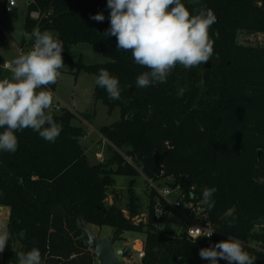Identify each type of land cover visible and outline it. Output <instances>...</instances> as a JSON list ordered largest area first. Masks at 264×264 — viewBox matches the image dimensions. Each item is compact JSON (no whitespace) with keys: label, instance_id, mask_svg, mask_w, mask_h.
<instances>
[{"label":"trees","instance_id":"1","mask_svg":"<svg viewBox=\"0 0 264 264\" xmlns=\"http://www.w3.org/2000/svg\"><path fill=\"white\" fill-rule=\"evenodd\" d=\"M181 2L193 15L203 7L216 16L209 29L214 41L209 68L207 63L191 69L177 64L165 83L146 88L137 87L136 78L148 69L134 62L131 51L117 49L116 37L104 35L110 27L107 0H32L28 5L21 47H33L34 38L26 39L24 33L39 28L55 31L64 45L97 48L107 63L86 66L62 52L64 65L74 74L82 71L97 78L105 69L118 78V100L109 99L97 84L93 98L109 115L118 109L119 120L98 129L109 154L93 165L79 143L85 131L72 125L77 116L66 109L51 111L62 125L54 143L31 128L14 133L16 152L0 151V207L9 209L10 234L0 264H18L16 252L34 247L44 264H96L79 221L86 227L112 228L114 243L124 232L144 234L139 264H209L199 250L229 236L256 257L255 264H264V223L256 224L264 222V48L236 43L239 32L264 34V0ZM5 4L0 0V26L7 19ZM32 13L38 19H31ZM96 13L105 20L90 19ZM56 83L48 86L52 92ZM90 116L81 118L90 121ZM116 176L129 179L127 217L115 203L106 202ZM140 177L178 187L186 202H202L200 222L214 230L212 240L158 231L153 211L158 195L151 188L145 222L135 223L141 214L134 189ZM206 187L217 189L211 211L203 202ZM158 200L167 211L166 202ZM229 208L234 220L224 215Z\"/></svg>","mask_w":264,"mask_h":264},{"label":"clouds","instance_id":"2","mask_svg":"<svg viewBox=\"0 0 264 264\" xmlns=\"http://www.w3.org/2000/svg\"><path fill=\"white\" fill-rule=\"evenodd\" d=\"M110 9V27L104 35L116 37L117 49L131 51L134 62L145 67L136 78V86L146 88L165 83L177 64L191 69L206 64L213 55L214 41L209 36L210 27L216 16L210 8H199L191 14L181 0H107ZM90 19L103 22V13H96ZM26 39H33L30 51L21 53L5 67L11 77L0 79V151L15 153L18 147L17 131L31 128L48 142H55L62 130L51 114L53 92L48 88L61 76L64 67L63 42L49 31L34 28ZM219 37V33H216ZM96 84L106 90L109 99L120 98L119 80L109 71L100 69ZM215 187L204 188L203 202L209 211L215 205L212 199ZM226 217L234 216L229 208ZM198 239L211 238L214 230L201 235L196 228ZM10 234L0 231V253L8 245ZM201 259L209 264H255L256 257L244 250L239 239L231 236L207 248L199 250ZM18 264H44L38 248L16 252Z\"/></svg>","mask_w":264,"mask_h":264},{"label":"rangeland","instance_id":"3","mask_svg":"<svg viewBox=\"0 0 264 264\" xmlns=\"http://www.w3.org/2000/svg\"><path fill=\"white\" fill-rule=\"evenodd\" d=\"M14 1L16 6L13 8L12 12L7 15L8 18L4 21L3 25L0 26V30L4 36V38L0 40V58L3 63H10L18 56L17 50L21 47L27 7L32 0ZM49 32L52 33L53 36H58L55 31ZM236 43L241 46L261 49L264 48V34L239 32L236 37ZM22 49L24 52L26 51L25 47H22ZM63 52L70 57L73 62L81 61V63L86 66L104 64L108 61L101 56L97 48L88 44L73 46L64 45ZM60 72L61 76L58 78L56 87L53 91L54 98L52 103V105H55L58 104L59 101L60 105L57 110L52 108V112L59 114L63 109H66L79 118H81V115L90 114V121L81 118L86 124H81L82 121L76 119L72 125L81 127L85 131V136L79 140V143L90 164L96 159L95 154L100 152L102 160L104 161L109 154L107 153L108 143L102 140L98 134V129L117 122L119 120V111L116 109L109 115L107 113V108L102 103L94 101L93 93L96 78L93 75H89L82 71L74 74L75 71H71L70 68L65 65L60 69ZM6 77L10 78L11 73L0 68V79ZM181 93L182 91L180 94ZM114 180L118 188L113 189V186L108 191L107 201L111 200L112 203H115V205L122 210L123 215L127 217L125 209L128 200L127 184L129 179L116 176ZM167 182H169V180H167ZM165 183V181L160 182V187L165 188ZM149 184L150 183L146 181L144 177H140L137 179L134 186L135 193L141 204V214L134 218L135 223L145 222L148 205L147 193L150 189ZM176 195V192H172L170 200L174 201ZM7 219L8 216L5 220L4 214L0 211V231H6ZM186 227L187 224L184 223L182 217L176 211L172 210L164 216L157 229L162 233L183 234ZM87 228L101 240L107 239L113 235V229L109 227H100L101 229H97L95 226H87ZM121 238V240L115 242L114 248L132 253L133 261L137 262L135 253L131 250L136 240H144V234L124 232ZM135 248V250H140L142 247L140 244H137ZM119 259L121 260V257H119ZM96 264H98V262ZM224 264H228V262L225 261Z\"/></svg>","mask_w":264,"mask_h":264},{"label":"built area","instance_id":"4","mask_svg":"<svg viewBox=\"0 0 264 264\" xmlns=\"http://www.w3.org/2000/svg\"><path fill=\"white\" fill-rule=\"evenodd\" d=\"M15 6H16V4H15L14 0H6L5 9H4L5 13L7 15L10 14ZM30 18L33 20H36V19H38V14L32 13L30 15ZM30 50H26L24 52V50L22 48H19L17 50V52H18V55H20L21 53H27ZM6 64H8V63H0V68L10 70V69L5 67ZM59 105L60 104L52 105L50 110L52 111V108L54 110H57L59 108ZM96 157H98L99 159H102V157L100 155L99 156L96 155ZM149 183H150L149 184L150 188L156 191L158 198H161L162 200H164L168 206L167 211H164L161 202L158 200V198L156 199L154 207H153V211H154L155 223H156L157 228L160 225L164 216L168 212L174 210L177 213H179V215L182 217L184 223L187 224V227L184 231V234L190 240H192V241L196 240V237H197L196 228L201 229V232H200L201 235H205L207 233V231H212V228L208 224H202L200 222V214L203 211V203L202 202H196V203H193L192 201L186 202L185 196L183 195V193L181 192V190L178 187L176 189H171L170 187H167V186H165V188H161L157 184H153L151 182H149ZM172 192L177 193L174 201L170 200V196H171ZM177 235H179V234H177ZM213 235H214V233H213ZM213 235L211 236V238L201 236L198 239L202 238V239H205L206 241L210 242L212 240ZM134 253H135V259L138 262H140V260L143 258V255H144L143 247L140 250H134ZM115 255L118 258L124 256L123 251H121V250H115ZM130 260H131V256H129V258H128V261H130Z\"/></svg>","mask_w":264,"mask_h":264},{"label":"water","instance_id":"5","mask_svg":"<svg viewBox=\"0 0 264 264\" xmlns=\"http://www.w3.org/2000/svg\"><path fill=\"white\" fill-rule=\"evenodd\" d=\"M209 68L207 64L205 66ZM263 221H257V225H263ZM78 227L82 233V240L85 245L94 253L98 264H123L115 255L114 242L112 240H101L94 235L81 221Z\"/></svg>","mask_w":264,"mask_h":264},{"label":"crops","instance_id":"6","mask_svg":"<svg viewBox=\"0 0 264 264\" xmlns=\"http://www.w3.org/2000/svg\"><path fill=\"white\" fill-rule=\"evenodd\" d=\"M8 18V17H7ZM20 48H22V47H20ZM0 63H3L2 62V60H1V58H0ZM9 64V63H8ZM3 70H5V71H8V72H10L11 73V71L10 70H6V69H3ZM58 104H59V101H58ZM77 119H80V121H82L81 122V124H86V122L84 121V120H82L81 118H79V117H77ZM101 128V127H100ZM101 137V136H100ZM102 140L103 141H105L103 138H102ZM85 153V152H84ZM86 155V154H85ZM96 155H100L101 156V153H96L95 154V160H93L92 161V165L93 164H96V163H100V162H102L103 160L102 159H99L98 157H96ZM89 161V160H88ZM90 163V162H89ZM115 178V177H114ZM114 182H115V180H114ZM118 187H117V185H116V182H115V185H114V187H113V189H117ZM106 201H107V199H106ZM108 202V204L109 205H111V204H113L112 203V201L111 200H109V201H107ZM2 208V209H1ZM0 211H2V213L4 214V218H5V220H6V217L8 216L9 217V209L8 208H4V207H0ZM179 214V213H178ZM8 220V219H7ZM97 229H101V228H97ZM112 237V236H111ZM111 237H108L107 239H105V240H111ZM143 242H144V240L143 241H140V240H136L135 242H134V244H133V249L131 250V251H134L136 248H135V246L137 245V244H140L141 245V247H143ZM115 244V243H114ZM114 250H121V249H115L114 248ZM122 251V250H121ZM129 256H131V262L130 261H128V258H129ZM0 259H1V253H0ZM121 260H122V263L123 264H139V262L137 261V262H135V261H133V257H132V253H129V255L127 256V257H121Z\"/></svg>","mask_w":264,"mask_h":264}]
</instances>
